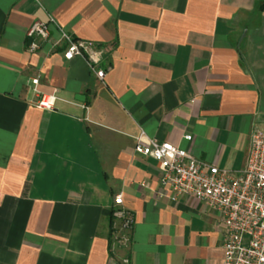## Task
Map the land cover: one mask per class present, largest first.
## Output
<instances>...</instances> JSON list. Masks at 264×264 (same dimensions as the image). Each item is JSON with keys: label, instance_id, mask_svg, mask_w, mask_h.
Returning <instances> with one entry per match:
<instances>
[{"label": "crops", "instance_id": "0c3cea01", "mask_svg": "<svg viewBox=\"0 0 264 264\" xmlns=\"http://www.w3.org/2000/svg\"><path fill=\"white\" fill-rule=\"evenodd\" d=\"M50 15L101 47L104 81L85 58L66 60L55 32L28 50L29 28ZM38 76L59 98L53 110L36 106ZM256 125L264 0H0V264H110L118 193L134 216L127 247L111 244L123 260L130 250V264H223L220 213L175 197L135 137L143 128L238 172Z\"/></svg>", "mask_w": 264, "mask_h": 264}, {"label": "built area", "instance_id": "2783aa9c", "mask_svg": "<svg viewBox=\"0 0 264 264\" xmlns=\"http://www.w3.org/2000/svg\"><path fill=\"white\" fill-rule=\"evenodd\" d=\"M53 32L57 33L54 45L64 46L66 60L85 58L97 78L105 80L110 66L101 47L93 41L73 37L52 15L46 21H35L29 28L28 50H40L44 42L52 39ZM115 48V44L109 46ZM40 81V76L33 79L38 94L36 106L53 110L59 98L56 93L38 90L36 85ZM135 152L159 163L162 184L169 186L175 197L186 195L205 201L220 213L225 226L223 264H264V129L261 126L253 127L247 161L238 172L203 161L181 146L153 138L143 128L135 137ZM114 209V236L119 240L121 235L129 243L134 216L124 206L122 193L114 196ZM123 262L128 264L130 259Z\"/></svg>", "mask_w": 264, "mask_h": 264}, {"label": "trees", "instance_id": "16d2710c", "mask_svg": "<svg viewBox=\"0 0 264 264\" xmlns=\"http://www.w3.org/2000/svg\"><path fill=\"white\" fill-rule=\"evenodd\" d=\"M245 40V39H244ZM243 45V44H242ZM242 45H240L239 49L241 52V55L245 57V54L243 53V49H242ZM114 207L111 209V212L109 214V218H108V240H109V249H110V259H111V263L110 264H125L123 262L122 257H119L116 252H114L111 248V244L114 241V233L116 231V229L114 228L115 225V216H114ZM130 237H131V233H130ZM131 251L127 250V256L128 258H130L131 256ZM130 264V262L128 263Z\"/></svg>", "mask_w": 264, "mask_h": 264}, {"label": "rangeland", "instance_id": "374dc122", "mask_svg": "<svg viewBox=\"0 0 264 264\" xmlns=\"http://www.w3.org/2000/svg\"><path fill=\"white\" fill-rule=\"evenodd\" d=\"M258 19H259V16L258 15H254V16H252V18H251V16L247 19V20H245V22H244V24H246V22H248V24L250 23V24H254V23H256L257 21H258ZM119 240H118V242L120 243V245H122L124 248H126L127 247V241H126V239H124L123 238V236H121V235H119Z\"/></svg>", "mask_w": 264, "mask_h": 264}, {"label": "water", "instance_id": "95a60500", "mask_svg": "<svg viewBox=\"0 0 264 264\" xmlns=\"http://www.w3.org/2000/svg\"><path fill=\"white\" fill-rule=\"evenodd\" d=\"M76 99H77V100H80V101H83V100L85 99V96H84L83 94H78V95L76 96Z\"/></svg>", "mask_w": 264, "mask_h": 264}]
</instances>
